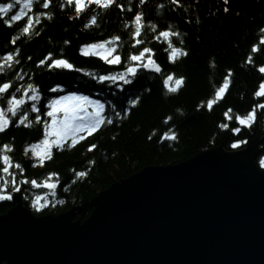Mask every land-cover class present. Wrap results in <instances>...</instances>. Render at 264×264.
<instances>
[{
	"label": "trees",
	"instance_id": "obj_1",
	"mask_svg": "<svg viewBox=\"0 0 264 264\" xmlns=\"http://www.w3.org/2000/svg\"><path fill=\"white\" fill-rule=\"evenodd\" d=\"M8 2V0H0ZM19 7L18 0H12ZM127 7L129 0H121ZM161 0H149L143 8L149 19H160L164 23H172L175 28L186 36L183 37L189 52L186 58L176 63H169L161 41H152L151 33H145L144 39L148 46L155 49L154 58L160 64L162 72L158 75L140 72L133 81L136 94L142 96L138 106L132 107L130 114L117 122L115 126L105 125L101 130L80 140L72 147L52 150L51 159H45L43 166L36 164L24 151L27 145L40 142L43 138L42 125L33 123L31 127L23 125L10 127L6 134H0V145H13L10 154L15 163H19L23 172L14 166L11 172H16L13 178L0 171V182L7 185L5 191H11L12 180L19 183L23 204L33 215L45 216L65 213L73 207H81L74 220L83 222L92 213L90 200L110 186L131 177L147 167L173 166L194 157L198 153L222 147L225 151H235L245 147L251 141L259 140L260 153L255 158V165L264 171L261 161L264 160V110H260L261 118L251 127H242L239 133H232L231 127L237 126L234 119L224 116L227 109H232L231 116L244 114L253 104L264 100V97H254L259 82L264 74L259 73L253 65L244 62L250 46L259 35L258 26L264 25V0H229V11L225 13L223 0H182V8L170 11L173 6L168 0H163V12L155 8ZM64 0H54V11L51 20L37 25L32 35L25 36L20 29L23 20L14 22L12 28L5 27L0 22V53L9 51L13 46L5 47V41L11 34L19 37L20 65L27 74H34V81L40 85V91L45 97L50 95L48 89L55 83H60L66 91H76L78 94L99 99L107 106V114L128 107L127 100L133 98L125 86L116 88L95 78L96 73L102 75L122 70L121 65L110 66L94 55L84 56L79 47L88 42H100L111 35H120L124 56L135 51L131 47L130 30L124 28V23L132 16V12H121L114 5L102 17L98 26L83 27L82 20L75 19L74 13L59 5ZM133 11L136 10L135 0H132ZM27 12V9H25ZM185 13L190 23H184ZM72 16L73 19H69ZM69 43L65 44L64 41ZM51 51L54 56L62 55L75 66V71H47L36 68V61ZM31 56V61L26 57ZM256 64H264V51L254 55ZM214 60L215 67L209 66ZM233 70L232 83L224 98L214 104L213 110L197 108L201 100H206L212 93L215 83H219L225 70ZM169 72L186 77L185 84L176 93L166 94L163 76ZM12 79L16 83H27V76L19 80L13 70H7L0 75V81ZM148 89V91H144ZM176 109L180 112L177 113ZM173 116V120L165 124L164 118ZM220 123H227L229 128H219ZM177 132L176 140H166L164 133L169 130ZM150 137V139H149ZM234 139L243 141L237 148H232ZM97 144L89 151L87 145ZM91 161V162H90ZM4 165L0 162V168ZM84 171L83 177L76 172ZM50 173L56 175L49 176ZM25 183H20L21 179ZM36 180V185L31 181ZM58 181L55 189L49 190L43 184ZM49 190V191H48ZM13 193V192H12ZM54 193V194H53ZM41 202L39 211L33 201ZM11 207L9 200L0 201V215Z\"/></svg>",
	"mask_w": 264,
	"mask_h": 264
},
{
	"label": "water",
	"instance_id": "obj_2",
	"mask_svg": "<svg viewBox=\"0 0 264 264\" xmlns=\"http://www.w3.org/2000/svg\"><path fill=\"white\" fill-rule=\"evenodd\" d=\"M258 145L144 168L92 198L83 222L80 207L37 217L12 194L0 264H264Z\"/></svg>",
	"mask_w": 264,
	"mask_h": 264
},
{
	"label": "snow or ice",
	"instance_id": "obj_3",
	"mask_svg": "<svg viewBox=\"0 0 264 264\" xmlns=\"http://www.w3.org/2000/svg\"><path fill=\"white\" fill-rule=\"evenodd\" d=\"M18 3L23 7H18L12 0L8 2H0V22L5 27L12 28L14 22L23 20L20 29L25 36L32 35V31L37 30V25H41L44 21L51 20L54 15L52 5L54 0H18ZM136 10L133 11L132 0H129L127 7L121 0H64V3L59 5L60 10L65 8L70 9L75 19L82 20L83 27H96L102 20V17L114 5L121 12H132V16L124 23V28L130 30L129 41L131 47L136 49L129 52L126 56L118 51L122 46L118 43L122 37L118 34L111 35L109 38L100 42H88L79 47V52L84 56L95 55L105 61L110 66L121 65L122 70L112 72L111 74L102 75L95 74V78L100 82H106L119 89H124L125 86H130L127 91L133 97L127 100L128 107H122L121 111H113L111 115L107 114V106L101 103L99 99H90L87 95L78 94L76 91H66L60 83L53 84L49 89L47 97L40 91V85L34 81V74H27L23 68L17 67L20 65L19 46L17 40L19 37L14 33L11 34L5 41V47L13 46L11 50L0 53V75H3L7 70H13L15 76L19 80H24L27 76V83L19 84L12 79L0 81V134H6V130L10 127L25 126L31 127L35 122L42 125L43 138L40 145H27L25 152L31 149V155L34 159L33 166L39 164L43 166L45 159H51L52 150H61L70 148L85 137L101 130L105 125L115 126L117 122H121L123 117L130 114L132 107L138 106L142 100V96L136 94L133 81L137 80L140 72L150 70L155 73H161L160 64L154 58L155 49L148 46V41L144 39L145 33H151L152 41H162L166 47L163 51L166 53V59L169 63H176L182 58H186L189 50L184 47V39L186 32L179 30V25L175 28L172 23H164L160 19H149L146 16L143 8L148 5L149 0H135ZM229 0H223V11L227 13ZM168 4L173 6L169 10L177 11L182 8V0H168ZM156 9L163 12L165 4L163 0L155 5ZM27 9V12L25 11ZM69 19H73L69 16ZM191 20L185 13L184 23H190ZM259 35L255 42L250 46L248 54L244 58V62L253 65L256 70L264 74V64H256L254 55L264 51V25L258 26ZM65 44L69 41L65 40ZM31 61L32 57H26ZM36 68H43L47 71H75L77 70L74 64L62 55L54 56L49 51L38 59L35 64ZM209 66L214 68L215 62L211 60ZM233 70L227 68L225 74L220 79L219 83H215L212 93L206 100H201L197 108H206L208 111L213 110L214 104L219 103L224 98L232 83ZM186 77L182 74L178 75L174 72H169L163 76V85L167 89L166 94L176 93L185 84ZM148 91V89H144ZM254 97H264V78L258 85V90L253 93ZM260 110H264V100L253 104L251 108L245 111L244 114L237 113L234 117L230 115L232 109H227L224 116L232 120L234 119L237 126L231 127L230 131L234 134L239 133L242 127L251 128L258 119L261 118ZM179 113L180 110L176 109ZM174 118L168 115L164 118L165 124L172 121ZM219 128H229L227 123H220ZM166 140H176L177 132L169 130L164 133ZM150 139V137H149ZM243 141L234 139L231 147L237 148ZM13 145L4 143L0 145V162L3 167L0 171L8 174L11 177L16 176V172H11L10 169L14 166L20 173L23 168L19 163L13 165L10 154L13 150ZM97 144L90 143L87 149L91 151L96 148ZM91 162V161H90ZM264 166V160L261 161ZM78 177L85 176L84 171L75 173ZM56 175L50 173L49 176ZM23 178L20 183H25ZM37 181L32 180L31 184L36 185ZM58 181H44L47 189L52 190L57 187ZM7 185L0 182V201L12 199V192L19 189V183L12 180L11 191H5ZM54 194V193H53ZM33 205L37 211L42 205H38L33 201Z\"/></svg>",
	"mask_w": 264,
	"mask_h": 264
},
{
	"label": "rangeland",
	"instance_id": "obj_4",
	"mask_svg": "<svg viewBox=\"0 0 264 264\" xmlns=\"http://www.w3.org/2000/svg\"><path fill=\"white\" fill-rule=\"evenodd\" d=\"M19 4V7H23V5L22 4H20V3H18ZM99 57V56H98ZM146 73H152V72H148V71H146ZM35 145H40V142H38V143H36ZM258 148H259V146H258ZM258 150H260V149H258ZM27 154H28V156H29V158H32V159H35V158H33L32 157V155H31V149L29 148V150L27 151ZM44 185V184H43ZM45 186V185H44ZM49 191V190H48ZM20 193L21 194V191L18 189L17 191H15V192H13L12 194H16V193ZM20 198H21V200H22V202H24L23 201V198H22V194L20 195ZM10 202H11V199L9 200ZM36 203L37 204H41V202H38V200L36 201ZM11 204V203H10ZM81 208V207H80ZM6 213V212H5ZM78 213V212H77ZM4 214V213H3ZM2 215V214H1ZM73 221H75L74 219H73Z\"/></svg>",
	"mask_w": 264,
	"mask_h": 264
}]
</instances>
